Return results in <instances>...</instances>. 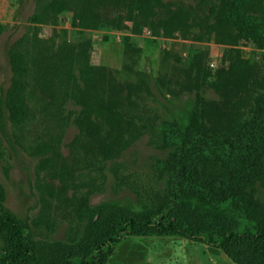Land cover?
<instances>
[{
	"label": "rangeland",
	"instance_id": "obj_1",
	"mask_svg": "<svg viewBox=\"0 0 264 264\" xmlns=\"http://www.w3.org/2000/svg\"><path fill=\"white\" fill-rule=\"evenodd\" d=\"M50 1L0 0L1 204L28 227L35 262L64 264L104 241L118 219L164 210L191 234H256L264 225V142L258 222L237 201L209 209L174 192L178 146L168 137L191 114L212 132H227L238 113L251 118L264 51L215 20V0H68L71 10L56 16L45 11ZM243 12L264 28V0ZM16 53L28 70L27 116L18 125L6 108ZM99 101L112 109L96 112ZM103 264H264V257L249 238L215 248L136 234Z\"/></svg>",
	"mask_w": 264,
	"mask_h": 264
},
{
	"label": "trees",
	"instance_id": "obj_2",
	"mask_svg": "<svg viewBox=\"0 0 264 264\" xmlns=\"http://www.w3.org/2000/svg\"><path fill=\"white\" fill-rule=\"evenodd\" d=\"M215 1L216 7L211 10L215 20L227 28L234 29L240 38L264 51L263 24L243 12V7L255 0ZM72 7L68 0H51L46 4L45 11L56 16L64 11H70ZM41 18L34 16V21L40 23ZM9 65L12 82L7 95L6 108L9 121L18 125L27 116L23 98L24 83L28 75L27 63L21 54L16 53L10 57ZM226 75L229 78L233 73L228 72ZM220 84L221 79L218 77L216 90H221ZM255 86L261 93L254 100L251 118L242 120L238 113L231 120L227 132H212L201 126L197 114H191L179 124L177 131L168 139L173 138L178 146L177 153L171 156V169L177 177V188H173L174 192L184 191L209 209H220L229 200L237 201L259 222L261 215L254 200V186L262 168L264 125L261 119L264 112V81ZM95 106V111L99 113L112 109L111 105L101 101ZM1 202L0 188V236L5 242L4 249L0 250V264H38L35 262L34 251L29 241L28 227L3 208ZM136 234L181 236L201 241L215 248H223L241 239L249 238L256 241L257 252L264 257L263 224L254 235L228 231L210 237L202 233L191 234L178 228L169 212L164 210L145 219L133 217L118 219L113 232L104 241L92 246L86 255L66 258L64 264H103L123 237Z\"/></svg>",
	"mask_w": 264,
	"mask_h": 264
}]
</instances>
